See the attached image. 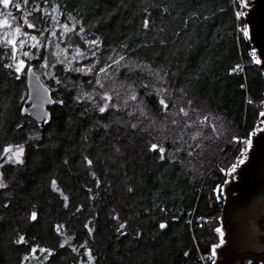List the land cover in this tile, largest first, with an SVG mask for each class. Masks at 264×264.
I'll return each mask as SVG.
<instances>
[{
    "label": "trees",
    "instance_id": "1",
    "mask_svg": "<svg viewBox=\"0 0 264 264\" xmlns=\"http://www.w3.org/2000/svg\"><path fill=\"white\" fill-rule=\"evenodd\" d=\"M6 9L40 36L23 56L56 102L44 126L22 113L26 72L0 27V264H213L224 168L263 123L264 67L236 16L240 0H13ZM7 147H22L23 163Z\"/></svg>",
    "mask_w": 264,
    "mask_h": 264
},
{
    "label": "water",
    "instance_id": "2",
    "mask_svg": "<svg viewBox=\"0 0 264 264\" xmlns=\"http://www.w3.org/2000/svg\"><path fill=\"white\" fill-rule=\"evenodd\" d=\"M246 13L250 40L264 67V0H254ZM26 76L28 95L22 113L44 126L52 117L51 107L56 100L34 65L28 66ZM252 143L238 169V178H232L224 188L221 219L228 240L216 247L215 264H245L248 253L264 256V241L258 240V233L264 234V228L256 222V217L264 212V128L254 134ZM251 227L256 229L253 234Z\"/></svg>",
    "mask_w": 264,
    "mask_h": 264
},
{
    "label": "snow or ice",
    "instance_id": "3",
    "mask_svg": "<svg viewBox=\"0 0 264 264\" xmlns=\"http://www.w3.org/2000/svg\"><path fill=\"white\" fill-rule=\"evenodd\" d=\"M27 2H28V0H24V3H25V4H26ZM0 4H2L4 8H8L10 5L13 4V0H0ZM248 4H249V0H240V9H241V10L238 11V12L236 13V16H237L238 19H240L241 17L247 15L245 9H247ZM15 6H16L17 8L19 7L18 4H16ZM56 11H58V10H56ZM165 11H166V9H165ZM0 15H4V16H5V18H4L3 20H0V27H6V26H7V27H10L9 22H8V19H7V16H8V15H11V14H10V13H8V14L0 13ZM57 22H58V21H57ZM25 23H27V27H28V28H35V25H34L33 23H29V22H27V21H25ZM62 27H63L65 33L69 32V31H72V29H70V28L68 27L67 24L62 25ZM144 27H145V28H148V27H149V21H148L147 19H145V21H144ZM242 31H243V35H244L245 37H248V36H249V31H248V29H247L246 26L242 29ZM15 32L18 33V34L21 33V28H20V27H17V28L15 29ZM25 35H26V33H25ZM52 35L55 36V32H53ZM31 39H32V40H36L37 38H36L35 36H33V37H31ZM7 43L10 44V45H13V47H14L15 44H16V41H15L14 39H7ZM37 43H38V42H37ZM99 43H100V42H99L98 40H93V41H91V44H92L93 46H96V47L99 46ZM20 46H21V47L24 46V41H21V42H20ZM35 46H36V45H33V47H35ZM23 54H24L25 56H28V55H29V53H27V52H25V53H23ZM79 55H82V53L77 52V56H79ZM93 55H95V53H93ZM119 59H120V60H123L124 57H123V56H120ZM109 60H112V57H111V56L109 57ZM255 62H256L257 64H260V63H261V60L256 59ZM114 63L119 64V60L114 61ZM45 66H47V65L45 64ZM109 66H111V65H109ZM23 67H24V61H23V60H20L19 63H18V65L16 66V71H17V72L21 71ZM94 67H95V66L93 65L92 67L88 68L86 71L91 72V71H92V68H94ZM145 67H147V66H145ZM73 70H74V71H85V69H73ZM237 70H240V66H239V65H237L236 68L234 69V71H237ZM100 71H101V72H105L106 69L101 68ZM97 83L100 84L99 80H97ZM100 87L103 88V84H100ZM144 87H147V85H144ZM181 91H183V90L181 89ZM156 93H157L158 96H163L164 94H168V95H170L169 93H167V90L164 89V88L156 89ZM101 98L104 99V100H108V101H111V100H112V97H111L110 95H107V94H105V95H104L103 97H101ZM131 99H132V100H136L137 97H136L135 95H132V96H131ZM249 102L251 103V101H249ZM159 103H160V105L163 107V109H164L165 111L168 110V108H169V104L166 103V101H165L164 98H161V99L159 100ZM188 104L191 105V101H190V100L188 101ZM173 106H175V105H173ZM112 107H116V105H112ZM137 107H138L139 110H140V114H141L142 116H144L145 119H147V113L143 110V108H140L139 105H138ZM108 108H109V105H108V104H105L104 106H102V107L99 108V111H100L101 113H104V112H106V111L108 110ZM180 114H183V116H188V112H187L183 107H181V108L179 109V112L177 113V115H180ZM129 115H132V113H129ZM260 116H261V117H264V112H261V113H260ZM204 119L207 120L208 118L205 117ZM172 123H173V124H176L177 121H176V120H173ZM202 123H203V121H202ZM132 127L135 128V127H137V125L133 124ZM247 144H248V145H251V140H248V141H247ZM151 150H153V151H157V150H158L159 153H160V159H161V160H163V159L165 158V155H164V153H165V149H164L162 146H158L157 144H152V145H151ZM3 151H4V153L8 156V159H9V160H12V159L14 158V160H15L16 163H23V160L21 159V157H22V155H23V148H22V147H17V149H16L15 151L12 149V147H7V148H5ZM242 155H243V154H242ZM85 159H87V158H85ZM87 163H88L89 166L92 165V161H91V160H87ZM239 163H240V164L244 163V160H243V159H240V160H239ZM236 167H237V165L234 164V165L232 166V171H234ZM52 184H53V187H54V189H55V188H56V182L53 181ZM0 187H6V185H4V184L2 183V181H0ZM130 190H131V189H130ZM65 200H67V197H65ZM31 219H32V220H36V219H37L36 214H35L34 212L32 213ZM123 227H124V225L121 224V225H120V228H123ZM165 227H166L165 224H163V223L160 224V228H161V229H163V228H165ZM57 230L59 231V226H58V229H57ZM89 231L91 232V229H90ZM216 231H217L218 233H220L221 236L223 235L222 230H221L220 228H217ZM21 241H23V237H21ZM222 242H223V241H221V243H222ZM61 246L63 247V245H61ZM216 247H219V245H217ZM32 251L35 252L36 249H32ZM42 251H43V250H42ZM49 254H51V253H49ZM212 255H213V256L216 255L215 248H213V250H212Z\"/></svg>",
    "mask_w": 264,
    "mask_h": 264
},
{
    "label": "rangeland",
    "instance_id": "4",
    "mask_svg": "<svg viewBox=\"0 0 264 264\" xmlns=\"http://www.w3.org/2000/svg\"><path fill=\"white\" fill-rule=\"evenodd\" d=\"M253 1H254V0H249L248 7H247V9H245L246 12L252 7V3H253ZM0 13L8 14V10H7L6 8H3V7L0 6ZM4 18H5L4 15H0V20H3ZM7 19H8V22H9L10 27H7V26H6V27H1V30L3 31L5 37L8 36L9 39H14V40L16 41V44H15V46H14V53H15V55H14V66H15V68H16V66L18 65L19 61H20V60H23V61H24V67H23L22 70L19 71L18 73H19V74H21V73H23V72H26V73H27V68H28V66H29L30 64H28V60L26 59L27 56H26V57L23 56V53L27 52V53H29V55H30V51H29V49L25 48L24 46L21 47V46H20V42H21V41H24V44H26L27 41H29V40L31 39V36H32V37L35 36L37 39H36V40H33V41H30V43L32 44V43L40 42L41 38H40L39 35H32V34L30 35V34H28L27 32H25V31L22 29L21 26H19L18 24L15 23L16 20H14L15 18H14L13 16L8 15V16H7ZM17 27H20V28H21V33H19V34L15 32V29H16ZM247 29H248V31H249V26H248V24H247ZM25 33H26V35H25ZM62 34H63L62 37L65 38L66 35H65L64 33H62ZM64 48H65V47H64ZM64 50H65V49H64ZM65 51H66V50H65ZM29 55H28V56H29ZM257 55H258V54H257ZM258 59L260 60L259 56H258ZM262 120H263V123L260 124V126H259L258 129H257V131H256L255 133H251V134L249 135V137L245 138V140H244V144L242 145V148H241V152H240L241 154H240V156L238 155V156H237V159L235 158L232 162L230 161L229 164H228L229 166H227V168H224V170H225V171L227 170V172H228V170H229L230 177L228 178V181L231 180L232 175H236L235 173L237 172L238 168H239L240 165H241V164L239 163V160H240V159H243L244 161L246 160V158H247V156H248V154H249L250 148L252 147V144H253V143H252V137L254 136V134L258 133L260 130H262V129L264 128V119H262ZM237 140H238V142H239V141H241L242 139H241L240 137H238ZM248 140H251V145H248V144H247V141H248ZM13 150L15 151L16 149H13ZM242 154H243V155H242ZM13 159H14V158H13ZM13 159H12V160H13ZM234 164L237 165V167L235 168L234 171H232V166H233ZM2 167H3L2 164H0V177H1V175H2V171H3V168H2ZM228 181H227V182H228ZM224 187H225V186H224ZM224 187H223V189H224ZM224 193H225V191H224ZM222 233H223V231H222ZM221 237H222V238H221V241L224 242L223 236H221ZM220 243H221V242H220ZM214 248H215V251H216V246H215ZM216 258H217V253H216L215 256H213V264H215V260H216Z\"/></svg>",
    "mask_w": 264,
    "mask_h": 264
},
{
    "label": "flooded vegetation",
    "instance_id": "5",
    "mask_svg": "<svg viewBox=\"0 0 264 264\" xmlns=\"http://www.w3.org/2000/svg\"><path fill=\"white\" fill-rule=\"evenodd\" d=\"M235 174L236 175H232V178H234V179L238 178V170ZM225 197H226V194H225ZM256 222L260 228H264V212L260 213L258 215V217H256ZM250 230H251L252 234H253V231H256V229L254 227H251ZM222 231H223L222 236L224 239V242H222V243H225L228 240V236H227V231H226V229L223 228V226H222ZM258 240L264 241V234L263 233H261V232L258 233ZM222 243H220V244H222ZM253 262H258L259 264H264V256L262 258H259L257 255L253 256L250 253H248L245 264H252Z\"/></svg>",
    "mask_w": 264,
    "mask_h": 264
}]
</instances>
